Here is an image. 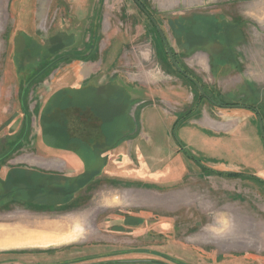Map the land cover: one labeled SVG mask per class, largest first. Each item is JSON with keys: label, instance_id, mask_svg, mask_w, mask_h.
Listing matches in <instances>:
<instances>
[{"label": "rangeland", "instance_id": "1", "mask_svg": "<svg viewBox=\"0 0 264 264\" xmlns=\"http://www.w3.org/2000/svg\"><path fill=\"white\" fill-rule=\"evenodd\" d=\"M139 1L210 99L135 0H0V149L29 119L0 228L65 225L24 229L0 262L264 264V0Z\"/></svg>", "mask_w": 264, "mask_h": 264}, {"label": "crops", "instance_id": "2", "mask_svg": "<svg viewBox=\"0 0 264 264\" xmlns=\"http://www.w3.org/2000/svg\"><path fill=\"white\" fill-rule=\"evenodd\" d=\"M46 105L43 106L44 108L41 109L40 111V117H38V123L40 124L43 123L41 120L44 116H48V114L46 115ZM45 109V111H44ZM44 112H43V111ZM52 113V111L50 112ZM39 116V115H38ZM69 117L68 118V121H69V124H80L78 125L77 127L74 128V130L78 131V133H80V128L82 129L83 128V125L87 124V122H89L88 120H86L85 117H82L80 116V113L79 111H75L74 114L73 113H69ZM43 134V126L41 125V130L40 132L37 134V135H42ZM71 134L73 135V131L71 132ZM27 137V135H26ZM25 139V138H24ZM21 147V146H20ZM120 148V147H119ZM19 149V148H18ZM115 149H118V148H115ZM114 149V150H115ZM113 151V150H112ZM76 154H71L70 156V159L68 160L69 162L73 163L74 164V167L77 168V172H79L80 170L82 171L83 169L85 170V167L83 165V161L81 160V158L79 157V155H77V152H75ZM111 153V152H110ZM67 163V162H66ZM38 164L40 166H42L43 168L44 167H51V166H55L52 162H48V161H40L38 162ZM114 167H115V164H114V158H113V155H111L105 162V165L102 169V171L100 172H104V171H110V170H114ZM11 169V168H10ZM83 172V171H82ZM79 220H74L73 222L74 223H78ZM34 227L38 228V229H42L44 231L46 230H49V229H62L63 227H65V225H61L59 223H54V222H50V221H47V220H42V219H37V220H34V221H30L28 224L26 225H14L13 227H10V228H0V231L1 232H4V233H7V232H10V231H17V232H21V231H24V229L28 228V229H34ZM43 233L40 231L39 233H41L40 235H44L45 236V233ZM27 233H30L29 231H26ZM33 235V234H32ZM68 234H65V235H58V236H55V237H60V238H64V236H66ZM52 237H54L53 235H51ZM50 236V237H51ZM46 237V236H45ZM24 240V239H23ZM199 240H203V239H199ZM0 241L2 242L0 245H6V244H9V243H4V238L2 236H0ZM193 241H197L196 238H193ZM14 242H20V241H14ZM14 242H11V243H14ZM202 242V241H201ZM241 242V241H240ZM66 243H70V242H66ZM64 244V243H62ZM60 245V244H58ZM52 246V245H51ZM11 248H15V247H11ZM0 249H7V248H0ZM123 262V261H122ZM82 263V262H81ZM80 263V264H81ZM120 264V262H117ZM0 264H16V261L14 260H5L3 262H0ZM73 264V263H72ZM77 264V263H75Z\"/></svg>", "mask_w": 264, "mask_h": 264}, {"label": "trees", "instance_id": "3", "mask_svg": "<svg viewBox=\"0 0 264 264\" xmlns=\"http://www.w3.org/2000/svg\"><path fill=\"white\" fill-rule=\"evenodd\" d=\"M67 55L65 56H60V57H56L55 59L53 60H49V61H44L43 62V66L39 69H36V71L31 74V76L28 78V80L26 81V84L25 86L22 87V91H21V94L20 96L24 95V97L26 96V93H27V89L29 87V85L38 77H40L41 75H43L44 73H46L52 66H54L56 64V62L60 59H64L66 58ZM172 62V61H171ZM173 63V62H172ZM174 65V64H173ZM175 67V65H174ZM24 85V84H23ZM204 97H206L204 94H203ZM209 98V97H207ZM210 99V98H209ZM23 108L24 110L26 109V106L23 105ZM26 111V110H25ZM25 113V112H24ZM26 115V113H25ZM27 124V125H26ZM25 127H24V130L23 132L21 133L22 135H20L19 138L17 139H10L8 142L4 143L2 145V148L0 149V165L1 163L4 161L5 158H7L9 155H11L14 151H16L18 148H20V146L22 145V142L24 140V131L27 132V129H28V126H29V119H27L26 117V121H25ZM26 129V130H25ZM206 167V166H205ZM10 174L11 172L9 171L8 174L6 175V177L3 179L0 177V183H1V192H0V198H6V197H12L11 195L14 193V191L11 189L10 184L12 183V181L10 180ZM92 174L93 177L97 176L100 174V171L99 173L98 172H93ZM231 176H239V174H229ZM252 179H255L259 182H262L264 184V180L260 179L259 176H257L256 174L253 175ZM88 181L86 180V185H87ZM59 187L61 188V185L60 186H57L56 187V190L59 189ZM60 203V202H59ZM30 206L32 205H37V206H47L49 205L48 203L46 202H39V201H34L32 203L29 204ZM128 261V260H127ZM142 261V260H141ZM146 261V260H144ZM149 261H155V260H149ZM156 262V261H155Z\"/></svg>", "mask_w": 264, "mask_h": 264}, {"label": "water", "instance_id": "4", "mask_svg": "<svg viewBox=\"0 0 264 264\" xmlns=\"http://www.w3.org/2000/svg\"><path fill=\"white\" fill-rule=\"evenodd\" d=\"M135 2L138 4V6L144 11V13L150 18V20L153 22L154 26L156 27V29L158 30L166 48L168 51V54L170 56L171 61L173 62V64L175 65V67L179 70V72H181L182 74H184L185 76H187L192 82H194V84L199 88V90L202 92V94H204L206 97H208L207 93L205 92L204 88L202 87V85L195 80L192 76H190L188 73H186L184 71V69L179 65V63L177 62L170 46L168 43V40L166 39V36L161 28V26L159 25V23L157 22V20L151 15V13L144 7V5L139 1V0H135ZM260 126L262 128V133H263V137H264V127H263V122L260 119Z\"/></svg>", "mask_w": 264, "mask_h": 264}, {"label": "bare ground", "instance_id": "5", "mask_svg": "<svg viewBox=\"0 0 264 264\" xmlns=\"http://www.w3.org/2000/svg\"><path fill=\"white\" fill-rule=\"evenodd\" d=\"M31 231V230H30ZM33 231V230H32ZM31 231V232H32ZM0 236H2L4 238V243H11V242H14V241H21L23 240L24 238H31V234L30 233H27L26 231H10V232H7V233H4V232H1L0 231Z\"/></svg>", "mask_w": 264, "mask_h": 264}]
</instances>
